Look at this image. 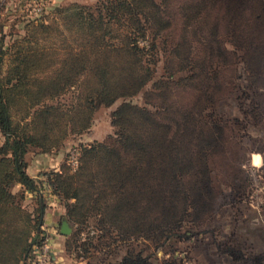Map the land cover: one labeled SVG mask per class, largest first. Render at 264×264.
<instances>
[{
    "label": "trees",
    "instance_id": "1",
    "mask_svg": "<svg viewBox=\"0 0 264 264\" xmlns=\"http://www.w3.org/2000/svg\"><path fill=\"white\" fill-rule=\"evenodd\" d=\"M182 1L73 4L56 8L53 17L28 22L10 42L0 34V264H31L47 233L44 193L61 200L63 215L74 224L92 218L91 235L103 231L116 242L143 235L156 245L159 235L165 239L179 226L187 207L197 211L205 204L211 191L206 167L202 170L198 161L205 156L202 146L213 138L188 136L200 134L206 97L201 76L209 54L201 31L207 0ZM157 40L172 60L165 73L187 75L152 82L144 55L153 54ZM150 84L142 92L144 106L124 101ZM169 86L197 93L177 96L178 104ZM69 89L72 96L65 98ZM118 99L112 143L73 146L63 168L32 176L26 172L29 148L42 155L57 153L68 136L90 127L101 104L109 107ZM187 141L194 142V151L189 152ZM72 150L77 152L73 170L67 162ZM193 166L190 190L183 177ZM13 185L20 190L11 192ZM26 192L35 195L29 210L23 204ZM76 235L68 242L72 246ZM90 238L78 245H92ZM105 264L149 262L147 256L125 253Z\"/></svg>",
    "mask_w": 264,
    "mask_h": 264
},
{
    "label": "rangeland",
    "instance_id": "2",
    "mask_svg": "<svg viewBox=\"0 0 264 264\" xmlns=\"http://www.w3.org/2000/svg\"><path fill=\"white\" fill-rule=\"evenodd\" d=\"M97 2L0 0V34L5 42H10L28 27V22L53 17L56 8L73 4L92 8ZM205 12L201 35L209 55H206L201 83L206 97L200 114V134H190L188 138H213L202 146L205 156L198 161L199 165L203 164L202 170L206 167L211 191L205 195L207 201L197 211L187 207L179 226L165 239L159 235L160 243L156 245L143 235L119 242L103 231H94L91 235L95 226L92 218L74 224L63 215L61 200L44 193V212L49 214V220L43 228L50 232L58 248L53 264H105L117 261L125 253L147 256L149 264H264V0H207ZM212 27L215 33H211ZM189 41L195 44L191 37ZM157 44L152 55H144L153 70L152 82L158 78L174 82L187 75L184 71L165 73V68L173 66L170 52L162 50L159 40ZM151 84L124 101L144 106L142 92L151 89ZM168 92L171 99L177 101V96L197 93L187 86H169ZM69 96H72L70 89L65 98ZM146 96L151 95L148 92ZM61 100L64 101V97ZM121 101L118 99L109 107L101 104L94 111L90 127L80 135L68 136L57 153L41 156L29 148L24 155L26 168L36 166L39 161L40 172H47L51 170L48 164L56 157V167L63 168L66 152L71 147L112 143L115 130L111 124L112 113ZM187 142L192 144H186L189 152L194 151V142ZM201 169L198 170L202 176ZM194 170V166L191 167L183 177L184 187L190 190ZM10 190L17 192L20 187L13 185ZM25 194L23 204L29 210L35 206V195L33 192ZM45 218L43 213V222ZM62 219H66L71 228L67 236L58 233ZM74 234H78L79 239L72 246L68 242ZM87 235L92 237L89 240L92 245H78Z\"/></svg>",
    "mask_w": 264,
    "mask_h": 264
},
{
    "label": "built area",
    "instance_id": "3",
    "mask_svg": "<svg viewBox=\"0 0 264 264\" xmlns=\"http://www.w3.org/2000/svg\"><path fill=\"white\" fill-rule=\"evenodd\" d=\"M67 162L71 170L77 166V152L75 150H72L69 153ZM49 235L50 232H47L43 243L35 249L34 258L31 264H53L55 249L49 241Z\"/></svg>",
    "mask_w": 264,
    "mask_h": 264
},
{
    "label": "crops",
    "instance_id": "4",
    "mask_svg": "<svg viewBox=\"0 0 264 264\" xmlns=\"http://www.w3.org/2000/svg\"><path fill=\"white\" fill-rule=\"evenodd\" d=\"M41 156H43V155H41ZM25 160H26V158H25ZM27 161V160H26ZM35 162H37V160L35 161ZM48 163H49V161H48ZM35 164V163H34ZM57 164H58V158L56 157V158H54V160H53V162H50L49 164H48V167H51V169L52 168H55L56 166H57ZM28 166V165H27ZM40 166H42L41 164H40V162L38 161V164H36V166L35 165H33V167L32 166H28L27 168H26V172L30 175V176H32V175H36L37 173H39L40 172ZM38 168V169H37ZM61 214V213H60ZM44 215H45V222H44V226H47V221L49 220V214H47V211H45L44 212ZM47 217H48V219H47ZM50 237H51V235H49ZM49 237V241H50V243L53 245V247H54V251H55V253L58 251V248L57 247H55V245H56V243H54V240L55 239H53V238H50Z\"/></svg>",
    "mask_w": 264,
    "mask_h": 264
},
{
    "label": "water",
    "instance_id": "5",
    "mask_svg": "<svg viewBox=\"0 0 264 264\" xmlns=\"http://www.w3.org/2000/svg\"><path fill=\"white\" fill-rule=\"evenodd\" d=\"M71 232V228L66 219H62L59 223L58 233L62 236H67Z\"/></svg>",
    "mask_w": 264,
    "mask_h": 264
}]
</instances>
